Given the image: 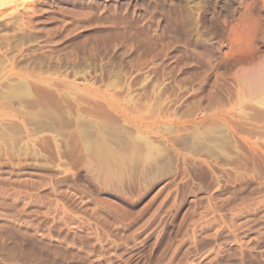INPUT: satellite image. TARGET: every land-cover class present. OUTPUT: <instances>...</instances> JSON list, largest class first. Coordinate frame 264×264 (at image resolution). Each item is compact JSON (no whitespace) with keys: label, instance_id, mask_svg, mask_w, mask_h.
<instances>
[{"label":"rangeland","instance_id":"rangeland-1","mask_svg":"<svg viewBox=\"0 0 264 264\" xmlns=\"http://www.w3.org/2000/svg\"><path fill=\"white\" fill-rule=\"evenodd\" d=\"M0 264H264V0H0Z\"/></svg>","mask_w":264,"mask_h":264},{"label":"bare ground","instance_id":"bare-ground-1","mask_svg":"<svg viewBox=\"0 0 264 264\" xmlns=\"http://www.w3.org/2000/svg\"><path fill=\"white\" fill-rule=\"evenodd\" d=\"M15 89H16V88H15ZM20 90H21V89H20ZM20 90H19V91H20Z\"/></svg>","mask_w":264,"mask_h":264}]
</instances>
